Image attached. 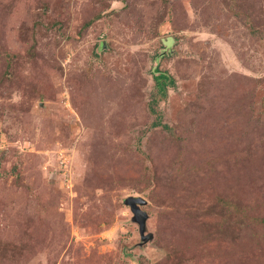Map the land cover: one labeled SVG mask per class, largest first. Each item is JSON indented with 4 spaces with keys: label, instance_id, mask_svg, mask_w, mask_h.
<instances>
[{
    "label": "rangeland",
    "instance_id": "obj_1",
    "mask_svg": "<svg viewBox=\"0 0 264 264\" xmlns=\"http://www.w3.org/2000/svg\"><path fill=\"white\" fill-rule=\"evenodd\" d=\"M261 219L264 0H0V264H264Z\"/></svg>",
    "mask_w": 264,
    "mask_h": 264
},
{
    "label": "trees",
    "instance_id": "obj_2",
    "mask_svg": "<svg viewBox=\"0 0 264 264\" xmlns=\"http://www.w3.org/2000/svg\"><path fill=\"white\" fill-rule=\"evenodd\" d=\"M92 23V21H89V22H87L84 26H83V28H87V26H89L90 24ZM174 42V39H170V40H168L167 41V43H166V45H171L172 43ZM160 60V58L159 59H156V61H155V64H154V66H153V68H152V77H153V81H154V84H155V87L157 88V92H161L162 94H163V96H164V94H165V92H166V88L168 87V86H172L173 84H174V81H173V79H172V77L171 76H169L166 72H163V71H160L159 69H158V64H159V61ZM154 100V99H153ZM151 101V105L153 106L155 103H156V101ZM152 112H153V108L151 107V109H150ZM159 121V120H158ZM154 126L156 127V126H161L162 127V129H164V130H168L169 128L166 126V125H161L160 124V122H155L154 123ZM127 200V199H126ZM125 200V201H126ZM146 205V204H145ZM257 221L258 220H256L255 219V222L257 223ZM261 223H263V229H264V220L263 219H261ZM258 225H260V223H258Z\"/></svg>",
    "mask_w": 264,
    "mask_h": 264
},
{
    "label": "water",
    "instance_id": "obj_3",
    "mask_svg": "<svg viewBox=\"0 0 264 264\" xmlns=\"http://www.w3.org/2000/svg\"><path fill=\"white\" fill-rule=\"evenodd\" d=\"M131 199H129L128 201H126V205L128 204L131 207V211L135 214V220L139 225V234L141 239L144 240H151L152 239V235L149 234L147 236H145V231H146V221H147V215L146 214H140L138 211H136V209L134 208V204H139L144 206L147 202L143 199H139V198H133L130 197ZM132 201V204H130V202Z\"/></svg>",
    "mask_w": 264,
    "mask_h": 264
}]
</instances>
